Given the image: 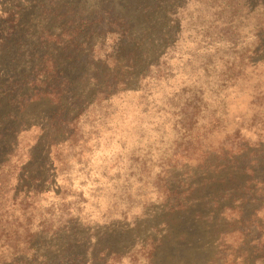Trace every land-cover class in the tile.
I'll list each match as a JSON object with an SVG mask.
<instances>
[{
  "label": "rangeland",
  "instance_id": "rangeland-1",
  "mask_svg": "<svg viewBox=\"0 0 264 264\" xmlns=\"http://www.w3.org/2000/svg\"><path fill=\"white\" fill-rule=\"evenodd\" d=\"M0 187V264H264V0H0Z\"/></svg>",
  "mask_w": 264,
  "mask_h": 264
},
{
  "label": "trees",
  "instance_id": "trees-1",
  "mask_svg": "<svg viewBox=\"0 0 264 264\" xmlns=\"http://www.w3.org/2000/svg\"><path fill=\"white\" fill-rule=\"evenodd\" d=\"M46 74L47 80L45 84L49 85L50 83V86L46 91H40L38 94L32 95L31 99L35 100L39 99L40 97H45L48 98L52 103L59 105L61 103L62 96L65 94L66 83L61 79L56 70H54V67L52 73L47 72ZM76 119L72 121L70 120L69 123L73 124ZM2 189L3 187H0V191ZM10 190L16 189H8V191ZM36 193L37 191L34 190L33 195ZM4 196L5 192L1 191L0 197L2 198ZM19 196H21V199H19ZM30 198L31 196L22 195L20 192L15 194L13 193L9 205L6 206L5 204L1 206L0 204V242L16 251H20V247L30 248L29 244L32 242L35 236V229L32 228L33 223H31L32 218L30 217L29 212L32 206V203L30 204L29 202ZM106 257L107 256H103V264L114 262V259L119 260L121 255L114 254L110 259ZM78 258L79 256L71 257L69 258L68 263L72 262V264H75V261H77Z\"/></svg>",
  "mask_w": 264,
  "mask_h": 264
}]
</instances>
